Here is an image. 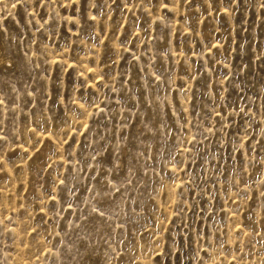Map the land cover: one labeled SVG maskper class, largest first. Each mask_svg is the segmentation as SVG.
<instances>
[{"label": "rangeland", "instance_id": "1", "mask_svg": "<svg viewBox=\"0 0 264 264\" xmlns=\"http://www.w3.org/2000/svg\"><path fill=\"white\" fill-rule=\"evenodd\" d=\"M0 264H264V0H0Z\"/></svg>", "mask_w": 264, "mask_h": 264}]
</instances>
